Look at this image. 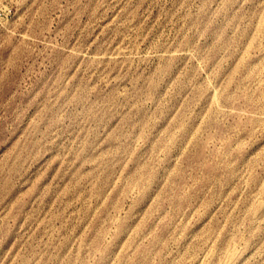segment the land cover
Returning <instances> with one entry per match:
<instances>
[{
	"label": "rangeland",
	"instance_id": "obj_1",
	"mask_svg": "<svg viewBox=\"0 0 264 264\" xmlns=\"http://www.w3.org/2000/svg\"><path fill=\"white\" fill-rule=\"evenodd\" d=\"M0 264H264V0H0Z\"/></svg>",
	"mask_w": 264,
	"mask_h": 264
}]
</instances>
